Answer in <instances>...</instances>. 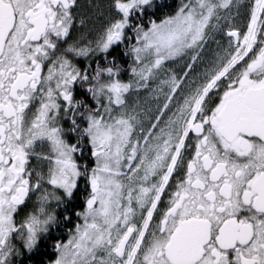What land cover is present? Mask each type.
<instances>
[{"label": "snow or ice", "instance_id": "snow-or-ice-1", "mask_svg": "<svg viewBox=\"0 0 264 264\" xmlns=\"http://www.w3.org/2000/svg\"><path fill=\"white\" fill-rule=\"evenodd\" d=\"M0 264H264V0H0Z\"/></svg>", "mask_w": 264, "mask_h": 264}]
</instances>
